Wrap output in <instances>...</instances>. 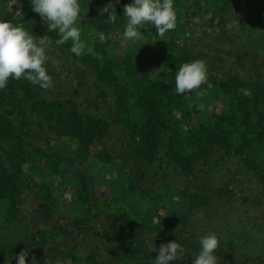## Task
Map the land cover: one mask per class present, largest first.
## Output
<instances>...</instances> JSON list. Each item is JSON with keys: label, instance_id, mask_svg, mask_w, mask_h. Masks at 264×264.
Listing matches in <instances>:
<instances>
[{"label": "trees", "instance_id": "16d2710c", "mask_svg": "<svg viewBox=\"0 0 264 264\" xmlns=\"http://www.w3.org/2000/svg\"><path fill=\"white\" fill-rule=\"evenodd\" d=\"M8 1H1L0 21L22 26L37 39L48 35L55 43L58 34L48 32L41 16L32 11L31 0H16L17 5L11 10H7ZM187 2L174 0L177 28L168 32L164 41L155 27L142 30L143 41L147 40L149 44L144 46L142 41L123 39L126 19L121 12L134 0H80L78 26L82 30L81 39L102 55L103 61L87 54L76 57L68 51L69 41L63 45L65 53L59 50L57 53L68 66L75 68V72L69 73V67L65 65L61 64L57 69L49 63L47 68L54 84L50 90L14 79L0 90V221L9 229L30 215L26 201L29 191L47 200L53 209H57L56 213L61 211L54 201H50L47 189L34 186V179L49 176L68 179L73 195L86 198L85 209L89 213L86 217L74 215L69 220L68 230L58 223L60 220L55 214L54 222H57L51 227L38 233L27 232L22 239L15 233L13 240L0 243V264H16V257L26 249L29 255L35 256L37 264H51L55 246L50 243L59 236L74 239L68 249L70 264H80L85 259L88 264L105 262L107 254L101 249L104 241L116 242L128 256L144 254L146 263L135 264H150L156 253H145L127 243L125 231L130 228L135 234L142 232L158 237L162 230L126 217L107 215L99 209L97 187L86 165L94 144L99 147L94 158L114 166L119 196L135 193L148 198L151 194L156 208L167 195L178 196V201L164 202L165 207L172 206L171 217L177 225H186L193 216L206 210L219 215L229 227L230 220L232 222L230 206L236 214L234 218L245 208L263 202L264 61L258 59L264 57V19L242 18L239 23H234L233 30L227 35L228 40L235 36L236 40L231 42L233 46L208 51L214 61L207 65L213 87L207 89L204 86L206 95L197 97L195 92L178 95L175 92L176 73L183 63L191 60L184 50L188 39L182 40L179 35L184 30L185 33L190 31L184 24L190 12ZM109 3L116 9L115 23H106L109 15L100 13ZM226 3L227 0L196 2L197 11L193 17L198 18L206 12L222 15ZM89 30L98 31L104 40L90 36ZM78 65L87 66L95 77L96 94L86 90L82 80L79 83L74 78ZM245 67L247 74H244ZM84 97L91 103H86ZM220 100L225 106L222 112L190 125L197 114L198 101L214 105ZM107 103L111 105V115L102 114ZM177 118L181 119L180 123ZM217 150L222 152L224 159L241 158L239 166L247 171L250 179L256 180L254 183L260 188L261 199L242 197L240 201L241 198L234 194L236 189L228 182L219 187L201 185L193 190L173 191L167 185L159 186L160 183H154L152 187L136 182L126 169L129 161L148 179L157 181L166 159L179 172L189 176L201 171L218 177L223 165L216 163ZM123 154L128 158L125 162ZM94 222L97 225L107 222L111 229L95 231ZM47 234H51L50 237H44ZM193 248L196 255L201 250L200 245L195 244ZM216 255L222 264L237 262L230 251L218 249ZM61 260L64 264V258Z\"/></svg>", "mask_w": 264, "mask_h": 264}, {"label": "rangeland", "instance_id": "374dc122", "mask_svg": "<svg viewBox=\"0 0 264 264\" xmlns=\"http://www.w3.org/2000/svg\"><path fill=\"white\" fill-rule=\"evenodd\" d=\"M0 0V7L3 6ZM113 1V0H112ZM187 4L190 8L189 18L186 21L185 27L190 29V31L185 33L180 32V36L183 39H188L185 41V52L187 56L191 59L190 62L195 60H203L207 65H211L214 63L212 59V55L208 53V51L215 49H222V47H231L232 41H235V36H231L228 40L227 35L231 33L234 23H239L244 17H248L251 19H257L260 17L264 19V0H227V3L224 7V14L206 12L204 15L197 18L196 16V8L195 3L200 2L201 0H187ZM17 5L16 0H9L7 4V10L13 9ZM116 10V9H115ZM124 14V11L121 12ZM207 20V21H206ZM96 30H89L90 36H95L100 39V41L104 40V38L97 34ZM114 40V37L111 38ZM168 40V39H167ZM142 41L144 46H149L147 40H138ZM52 46V49L48 52V54L54 57L57 61H59V65H65L69 69V73L75 72V68L73 70L72 67L68 66L66 61H63L59 57V50L62 54L65 53V48L62 46L55 45ZM118 45V43H116ZM64 48V49H63ZM65 50V51H64ZM226 52L229 50L226 49ZM229 53V52H228ZM242 56L243 54H238V56ZM259 62L264 61L263 59H258ZM77 68L76 73L74 74V78L80 81L82 80V86L85 85V89L89 90L91 93L98 90V87L95 85V77L89 72L87 66L81 65ZM228 68H225L227 70ZM244 74H247L248 68H244ZM224 70V71H225ZM85 71L87 73L85 74ZM89 73V74H88ZM154 73L151 70V75ZM83 75L84 80H83ZM70 79V78H68ZM86 103H91L89 98L86 99ZM203 104L205 107L201 110L197 107V114L194 116L190 125L196 124V122L208 119L209 117L214 116L217 113H220L224 110L223 100L216 101L214 105H205L198 101V105ZM197 105V106H198ZM106 106V107H105ZM102 114L107 113L111 115V105L110 103L105 104ZM101 112V111H99ZM175 114V111H173ZM178 117V113L176 112ZM170 116V115H169ZM179 123L181 122L180 118L176 119ZM68 144V142H67ZM69 146H74L70 145ZM99 147L95 144L90 149V155L87 159V167L89 170V174L93 177L95 186L97 187V192L100 198V210L109 215L112 214L118 217H126L130 220L137 221L147 226L153 227L162 230L161 236H153V235H143L142 232L139 234L132 233L130 228L128 231H125L124 240L133 245L135 248L144 251L145 253H149L148 247L146 245V241H153L157 248L159 249L161 244L176 241L180 243L184 249L185 253L181 260L172 261L170 264H192L194 256L196 255L193 246L200 245V238L211 233L215 232L220 243L219 249L230 251L237 258L236 264H264V198L263 202H258V204L254 207L245 208L241 212H238L237 216L232 218L233 215V207H229L228 209L231 211L229 217H231L232 222L230 220L229 227L224 225L223 218H219L217 214L209 213L206 210L204 212H200L198 215L193 216L190 221L187 222L186 225H177L173 222L171 217L172 206L165 207V203H172L174 201H178L179 198L176 195H167V198L164 202L160 203L158 207H155L156 201H153L150 197L140 196L135 193H125L123 196H119L120 188L116 183V173L114 166L110 164L103 163L98 159L94 158L96 153L98 152ZM125 155V154H123ZM216 163L223 166L220 167L219 178L216 176H210V173H202L197 172L196 174H188L182 173L178 171V168L170 165L168 160L164 159V169L159 175V179L157 181L148 179V177L144 176L142 170L137 169L133 166L129 161L127 163V171L130 170L133 179L139 184H147L149 186H154L155 184L160 183L159 186L167 185L173 191L178 189L193 190L194 188L200 187L201 185L210 184V186H221L223 183H230L233 188L235 195L238 196L240 201L242 197L248 199H261L260 188L256 186L254 183L255 179H250L247 176V171L243 168L241 169L239 166L240 160L239 158H227L224 159L222 152L219 150L216 151ZM124 157V158H123ZM123 161H127V156H122ZM219 161V162H218ZM70 176V175H69ZM68 176V177H69ZM67 176L65 178H68ZM219 179V180H218ZM208 180V181H207ZM213 180L217 181L213 183ZM34 186L37 189H47V195L50 197V201H54V203L61 209L56 213V208H52L49 205L47 200H44L40 195L35 196L32 192L29 191L26 197V201L30 206V215L22 220V222H18L17 225L6 229L4 224L0 221V243L5 241L13 240V237L18 235V239H22L27 232H40L41 229H45L53 226L55 220V214L58 217V223L63 225L67 230L69 229V220L74 215H79L86 217L88 216V212L85 209L86 198H79L78 195H73L74 191L71 187H68L69 180L61 179L55 177H45L44 179H34ZM75 190V189H74ZM121 198V199H120ZM226 209V210H228ZM54 211L55 213H53ZM53 213V214H52ZM52 214V215H51ZM202 217V218H201ZM104 225V227L102 226ZM102 225H97L95 222L93 223V227H95V231L98 229H102L107 232L111 228H109L107 222L102 223ZM226 227V228H225ZM51 234L44 235V237L48 238ZM59 236L57 238L54 237L50 246L53 247L52 251L54 254H51V257L54 259L51 264H61V258H64V264H70V258L68 256V249L73 244V240L69 238L66 240L65 237ZM14 240H16L14 238ZM85 241L90 242L89 238H85ZM102 251L105 252L106 260L102 264H135L140 262H145L146 259L144 254L138 253L132 256H128V254L119 248L118 244L114 241H104L102 247ZM156 254L152 256L151 262L156 258ZM96 262L100 263L99 259H95ZM150 262V264H151ZM80 264H88L86 259L84 262ZM97 264V263H96ZM222 264V262H220ZM228 264V263H224Z\"/></svg>", "mask_w": 264, "mask_h": 264}, {"label": "clouds", "instance_id": "9594fccd", "mask_svg": "<svg viewBox=\"0 0 264 264\" xmlns=\"http://www.w3.org/2000/svg\"><path fill=\"white\" fill-rule=\"evenodd\" d=\"M31 4L32 11L47 24L48 32L58 34L55 45L62 46L70 41L68 51L71 54L76 57L87 54L103 61V56L81 39L82 30L78 26L81 19L80 0H31ZM100 13L109 15L106 23H115L117 14L112 3L107 4ZM124 18L123 39L128 42L143 40L142 30L147 27H155L161 41H164L165 35L174 31L178 22L174 0H134V3L124 6ZM52 46L53 41L48 35L37 39L22 26L0 21V90L5 89L13 79L26 80L41 89L50 90L54 84L47 65L51 63L59 68V61L48 54ZM205 85L207 89L213 87L205 61L195 60L180 66L175 77V92L178 95L195 92L197 97H202L207 94ZM198 107L202 110L205 106L200 104ZM199 243L201 250L194 256L192 264H220L216 255L220 241L216 233L201 237ZM146 245L150 252H157L151 264H170L181 260L185 253L184 247L176 241L161 244L158 250L154 240L146 241ZM28 256L27 249L22 251L16 257L17 264H26ZM32 264H37L35 256L32 257Z\"/></svg>", "mask_w": 264, "mask_h": 264}, {"label": "flooded vegetation", "instance_id": "af4514ba", "mask_svg": "<svg viewBox=\"0 0 264 264\" xmlns=\"http://www.w3.org/2000/svg\"><path fill=\"white\" fill-rule=\"evenodd\" d=\"M31 259H32V256L29 255L26 264H31ZM16 264H17V262H16Z\"/></svg>", "mask_w": 264, "mask_h": 264}]
</instances>
